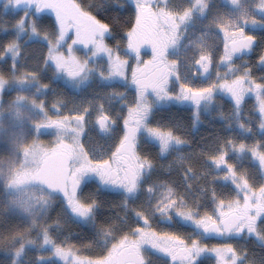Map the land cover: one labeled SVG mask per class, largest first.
Segmentation results:
<instances>
[{
	"label": "flooded vegetation",
	"instance_id": "obj_1",
	"mask_svg": "<svg viewBox=\"0 0 264 264\" xmlns=\"http://www.w3.org/2000/svg\"><path fill=\"white\" fill-rule=\"evenodd\" d=\"M209 3L197 5L172 2L171 9L156 0H142L139 6L132 4L135 15L141 12L138 23L140 28L131 26L129 34L118 39V46L114 42L117 40L108 34L104 37L96 35L92 40L85 37L78 39L79 49L93 47L96 43V48L92 50L99 54L107 50L112 53L115 48L121 53V56L110 57L105 78L111 77L112 70L120 68L123 61L129 60L131 71L136 73L135 79L131 78L135 90V97H132L134 106L131 109L126 105L122 107L123 101L119 102L117 99V91L110 89L109 92L101 93L98 87H93V93L89 96L97 97L99 104L98 112L94 115L85 113L80 119L76 117L75 112L60 113L56 107L50 105L47 107L50 112H44L39 107L36 111L37 123H31V139L36 138L49 150L50 159L46 156L44 161H29L38 162L29 164L30 170H36L37 175L32 178L25 177L23 180L36 184L49 183L52 186L55 183L57 188L75 185L78 191L86 186L94 187L93 190H107L109 187L114 192L122 193L121 198L124 199L134 196L132 191L135 182L138 185L142 179L149 176L156 175V181L178 177L184 184L193 187L195 172L191 167L195 168L194 160L188 157L184 159L187 175H182L180 170L174 169L159 172V168L164 164L159 160L166 153L179 150L180 146L188 147L189 142L195 143L193 135L196 132L198 135V131L195 128L197 116L193 112L198 103L213 101L207 90L217 78V72L221 73L229 63L235 61V69L240 70L243 68L244 57L261 50L264 41V31H261L258 25L255 27L251 52L235 56L233 49L244 33L231 35L226 30L224 32L220 26L227 22L220 18L227 16L229 12L239 11L240 2L228 0L219 7H211ZM254 16L256 24L264 20V0L254 9ZM192 25L198 27L199 44L190 49L191 52L187 56H183L181 48L189 41L188 29ZM128 45H131V48H128ZM83 72L80 66L65 71L71 82L62 88L72 87L76 93H79V90L83 92L86 84L78 81ZM181 74L187 75L189 83L182 80ZM138 79L140 83H137ZM142 84L151 86V92L140 95ZM157 84H160L166 93L162 99L155 95L158 92ZM100 85L102 88L109 86L108 81L103 82V79ZM50 88L51 86L47 90ZM51 98L52 95H49L46 101L49 102ZM114 102L116 106H112ZM18 104L21 106L19 102ZM156 105L165 109L173 107L179 111L176 121L180 118L186 125L189 122L187 138L175 131H169L172 136L169 137L168 132H162L164 139L161 143L157 142L159 138L156 133L159 129L153 123V117L159 110ZM153 106L154 109H151ZM183 110L189 112L182 114ZM168 117V122L173 121L170 116L162 115L165 121ZM19 125L20 123L17 124ZM174 134L176 137H173ZM51 136H54L56 141H52ZM168 137L172 142L167 147ZM61 139L63 140L60 141ZM141 143L145 144L144 148H148L149 143L153 144L156 155L142 154ZM31 147L29 144L22 150ZM191 148L194 149L193 146ZM56 155L59 157L56 158ZM178 155L179 152H176L170 159L175 160ZM78 166L80 167L74 173L73 170ZM84 167L105 168L109 175L103 177L95 170L83 172ZM152 177L147 182L151 181ZM243 178V185L251 184L250 175H244ZM262 191L258 189L227 196H202L193 192L185 195L189 199L183 204L186 208L172 210L170 216L149 220L144 216L138 218L133 215L132 220H126L130 222V226L110 242L108 252L111 254L105 264H148L147 258L158 264H261V259H264V226L261 225L264 220V201L263 206L260 202ZM110 201L115 204L113 212H118L116 207L121 199L112 196ZM121 202L122 209L125 206H133L126 201ZM209 213H214L217 219H212ZM153 221L160 231L152 225ZM135 222L138 224H134ZM171 224L184 226L191 231V235L186 236L178 231L176 234L172 229L160 226ZM144 225L150 226L147 229ZM144 250L148 252L147 257ZM209 259L212 260L211 263Z\"/></svg>",
	"mask_w": 264,
	"mask_h": 264
},
{
	"label": "rangeland",
	"instance_id": "obj_2",
	"mask_svg": "<svg viewBox=\"0 0 264 264\" xmlns=\"http://www.w3.org/2000/svg\"><path fill=\"white\" fill-rule=\"evenodd\" d=\"M135 1L139 3L141 0ZM173 1L192 2V0ZM201 1L196 0V2ZM224 1L226 0H208L211 7H219L221 2ZM258 1L239 0L240 10L229 12L227 16H222L220 19L227 23L221 25L220 28L228 32L235 30L243 31V24L240 22L248 23L255 18L252 9L254 10L258 5ZM74 8L75 11L72 10ZM87 18L94 17L85 11L79 10L75 0H0V197L2 199L1 205L6 210L7 219L11 223L9 228L12 230L14 240L16 241L11 246L13 253L9 258L11 264H34L36 257H38V261L44 259L46 264H70L71 261L73 264H82L80 260L74 262V252L71 248H67L65 245L60 247V244L53 243L51 236H49V229L58 219L59 221L57 222H59L58 224L62 222L61 225L69 222V211L63 206L61 198L78 220L82 217L86 221L88 218L87 214L82 215L81 213L84 210L82 207L88 202L89 197L92 196L89 195L91 193L90 188L86 186L83 194L76 191V194L73 195L70 192V188L65 187L63 192L66 196L71 197V201L67 200L66 202L64 196L60 198L56 193L58 190L57 186H52L49 183L42 185L32 182L25 183L19 179V175L22 176L23 174L19 170L31 169L29 165L22 163L21 151L26 145H33V140L31 139L33 137L30 132V130H33L31 123H37L38 116L36 115V111L39 107L44 112H50L47 111L49 105L61 108L65 112H75L76 117L80 119L82 114L85 113L94 115L98 112L99 104L97 97L89 96L90 93H93V87H98L101 93L109 92L110 89L113 92L117 91L119 93L117 99L123 101L122 107L126 105L128 109H131L134 106L132 97H135V90L134 84L131 83L132 79L129 70L124 73V71H120V68L115 69L111 77L103 78V82L108 81L109 86L105 85L102 88L99 77L105 71L104 66L107 59L96 60L95 57L101 56L98 52L91 50L92 56L89 51L81 52L74 48L72 40L73 42L75 41V44H78V39L80 38L94 39L92 36L87 35L89 34L88 27L92 24L89 23L90 21ZM57 21H60L62 24L61 31L56 24ZM251 22L250 28L257 27L255 21ZM260 26L262 29L264 28L263 25ZM197 29L196 25H192L188 29L189 41L181 48L183 56H187L191 52L190 49L199 44V32H197ZM245 32L247 34L253 33L248 29H245ZM213 36L216 37L215 34ZM96 46L97 44L95 43L93 47L88 46L86 49H93ZM262 46L261 50L256 52L253 58L251 57L246 60L250 72L245 73V75H231L229 81L226 83H233L238 78L242 82V85L244 83L247 96L251 94V96L258 98L259 101L261 82L258 77L264 76V69L262 72L254 70V58H258L260 53L264 55V41ZM76 66L82 67L84 71L78 79V81L86 84L84 93H75L72 90H68V88H62L66 86L67 82V76L64 72ZM87 73H90L93 79L85 77ZM181 78L185 83H189L187 75L181 74ZM216 81L218 80L213 81L212 85ZM58 84L62 87H59ZM48 85L52 86L46 92ZM213 89L216 91L219 87L214 85ZM229 94L230 92H227L225 96H229ZM49 95L56 96H53V99L51 98L49 102H46V98ZM232 96L237 99V102H235L237 104H234L231 110L229 109L231 104L216 101L214 106L209 108L211 110L208 112L210 119H214L216 116H223V123L226 127L229 125V130L225 131V137L218 138L216 139L217 141L214 138H210V142L212 141L210 145L213 146L211 150L207 149V153L204 154V144H202L201 149H199L200 152H198L196 149L191 148L194 142H189L188 147L180 146L179 150L166 153L159 160L161 163H164L159 168V172L164 173V170L174 169L176 171L180 170L182 175H187L184 159L188 157L195 161V168L191 167L193 169L191 170L195 172V187L205 194L221 195L225 186L218 185L216 181L227 175L226 168H222L225 167L224 163L219 161L215 166L212 163L210 164L205 159V156L213 163L220 156L222 158L227 157L228 168L230 165L232 167V164H235L236 161L243 164V155L240 156L236 152H232L231 149H228V145L232 146L238 141H242L244 144L253 141L252 136L246 137L243 135L244 137H240V133L246 132L258 137L256 134L264 132V106L260 108L259 104L252 105L253 102H256L254 99L250 100L249 104L239 107L247 96L240 99L237 92H233ZM249 99H252V97H249ZM72 102L75 103L74 107H71ZM36 106H38V109H35ZM112 106H116V103L114 102ZM258 110L260 114H258ZM185 111L188 112V110ZM248 112L257 113V120L256 115H249ZM156 113L157 115L153 117V123L159 129L156 133V137L159 138L157 140L158 143H161L164 139L162 132H168L169 137L170 135L172 136V133L169 131H175L183 137H188L189 132L187 129L189 126L180 118L176 121V116L178 115L173 113L164 114L162 110ZM50 115L64 120L55 114ZM162 115L170 116L173 121L168 122L169 117L165 121ZM199 115L200 118L204 117L200 111ZM18 123H20L19 126H17ZM232 127L236 130L231 129ZM238 130H243V132ZM204 131L206 130L204 129ZM208 136L215 137L214 130L208 132ZM173 137H176V134ZM50 139L56 141L54 136H51ZM194 139L203 140L197 137V132L193 135V141ZM225 141L228 144L223 146L222 144ZM170 142L172 141L169 138L166 144L167 147ZM144 145L141 143L142 154L144 153L147 156L156 155L153 144L149 143L148 148H144ZM252 145H255L254 147L257 148L256 144ZM252 145L248 144L247 148L250 149ZM260 150L263 151V147ZM176 152H179V155L175 160H171V156ZM252 152H254V149L244 150V154L248 157H250ZM253 158L255 161L260 159L258 161L259 169L264 173V153L253 155ZM198 160L199 163L197 162ZM151 177L142 179L138 185L136 182L134 183L132 191L134 196L131 199L121 198L122 193L114 192L109 187L107 190H98L96 188V193L93 194V197L97 200V203L105 198L116 196V198L121 199L123 202L126 201L133 204L132 207L125 206L124 209H121L122 223L117 225L118 231L130 226V222L126 220L127 218L132 220L133 215L138 218L144 216L151 220L157 217L170 216L172 210L186 208L183 204L188 202L189 199L185 195L194 192L191 185L184 184L182 179L178 177L173 180L164 179L156 181V175L152 177L151 181L147 182ZM199 180L201 181L198 182ZM211 180L215 182L216 188H212L213 186L209 182ZM262 183H264V179H262ZM54 202L58 205L57 209L52 208ZM110 203L112 207H115L112 201ZM209 216L212 219H217L214 213H209ZM134 224H138V222ZM152 225L160 231L154 221ZM160 226L166 229L170 228L176 234L179 232L186 236L191 235V231L179 224ZM144 227L148 229L147 226L144 225ZM39 234L42 235L41 238L38 236ZM144 253L147 257L148 252L144 250ZM209 262L211 263L212 260L209 259ZM147 263L158 264V262H152L148 258Z\"/></svg>",
	"mask_w": 264,
	"mask_h": 264
},
{
	"label": "trees",
	"instance_id": "obj_3",
	"mask_svg": "<svg viewBox=\"0 0 264 264\" xmlns=\"http://www.w3.org/2000/svg\"><path fill=\"white\" fill-rule=\"evenodd\" d=\"M75 2L77 3L80 10H84L85 12L91 14L97 20L95 21V23L93 22V24L88 27V36L94 37L97 35V37H104L106 34H108V36L112 37V39L117 40L114 42L118 46V39H121L123 35H128V31L131 26H133L134 28H140V24L138 23L141 19V12L138 15H135L132 11V6H139L142 0L139 3H136L135 0H75ZM101 44H103V42H101ZM127 47L131 48V45H128ZM133 48L136 49V46H134ZM235 62L232 63V68L233 65H236ZM126 64H128V61L122 62L120 66L121 72H126ZM113 72H115V69L112 70L111 74ZM160 82L162 83V81ZM260 82V84H262L264 82V79L262 78ZM140 86L141 84L138 85V87ZM244 87V83L242 85V82H240L238 78L235 79L233 83L228 84V88H231L232 90L237 92L240 99L247 96V92ZM150 89L151 86L142 84L140 95H142L143 93H150ZM156 89L158 90V92L155 94L156 97L162 99L166 96L164 88H162L160 84H157ZM248 96L251 97V94ZM248 96L243 100L250 101ZM253 98L254 97L252 96V99ZM156 107H160V105H156ZM151 109H154V106L151 107ZM37 132L38 130L36 131V133ZM210 138L217 139V136L215 135V137H202L201 139L203 140L200 143L196 142V150L200 152L199 149H201L202 144L208 146L212 142H210ZM35 139H33V145L31 149L26 148L21 151L22 153L25 151V155L22 156V163L24 165L38 164V162L30 163L29 161H38L40 159L44 161L46 156H48V158L50 159L49 150L47 148H44L40 141ZM80 139L81 138L79 137V140ZM55 157L57 158L59 157V155H56ZM63 162H65V160H63ZM197 162L199 163V160ZM79 167L80 166L76 167L73 172L75 173ZM82 170L83 172L95 170L103 177L109 175L108 170L105 168L89 169L87 167H84ZM19 172L23 173L22 176L19 175V179H22L21 181L23 182H27L24 181L23 178H32L37 175L36 170L25 169L22 171L19 170ZM244 175H250L253 188H256V186L260 184L258 176L255 175L251 169L247 167L241 168L240 178H243ZM236 176L238 175L236 174ZM65 187H69L70 192L75 195L76 191L78 190L77 186L64 185L60 189V193L66 198V202L67 200L71 201V197L66 196V194L63 192ZM215 187L216 186H214V188ZM243 188L246 189L245 193L249 191V187H247L245 184ZM90 189L93 190L94 187H91ZM263 201L264 196L261 195L260 202L262 206ZM63 202L65 203V201ZM89 202L91 205H94L95 200ZM110 202L111 201L108 198L98 201L96 212L93 214L91 219H87L86 221L80 222L73 217L68 219L69 222L61 225L62 222H60L61 224H58L59 222L57 221H59V219H55L57 221H55L49 229V236H51L53 243L60 244V246L65 245L67 247H70L74 252V262L76 260H80L82 261V264H105L109 260L111 253L108 252L109 235L106 231V227L104 226H108V228H116L122 218L121 213L113 212L114 207H112V204ZM57 206V203L54 202L52 208L57 209ZM214 209L216 210L217 208ZM55 224L59 226H56ZM10 226L11 223L8 221L7 215L0 203V264H11V262H9L8 260V257L10 258L12 256L13 253L11 251V246H13L16 241L14 240L12 230L9 228ZM116 233L119 234V231L117 230ZM117 234L114 235V237L117 236ZM38 236L40 238L42 237V235L40 234ZM115 239L116 237L114 238V240ZM98 256L100 257L97 259ZM40 262L42 263L35 262L34 264H46L43 259H40ZM70 264H73V262L71 261Z\"/></svg>",
	"mask_w": 264,
	"mask_h": 264
},
{
	"label": "water",
	"instance_id": "obj_4",
	"mask_svg": "<svg viewBox=\"0 0 264 264\" xmlns=\"http://www.w3.org/2000/svg\"><path fill=\"white\" fill-rule=\"evenodd\" d=\"M252 44H253L252 39H251V38H246V39L240 44L241 46H240V48H239L237 54H241V53H243V52L246 50V48H247L248 46L252 45Z\"/></svg>",
	"mask_w": 264,
	"mask_h": 264
},
{
	"label": "snow or ice",
	"instance_id": "obj_5",
	"mask_svg": "<svg viewBox=\"0 0 264 264\" xmlns=\"http://www.w3.org/2000/svg\"><path fill=\"white\" fill-rule=\"evenodd\" d=\"M195 102V100H194ZM87 213V207L84 208L83 212L81 213L82 215L86 214Z\"/></svg>",
	"mask_w": 264,
	"mask_h": 264
}]
</instances>
